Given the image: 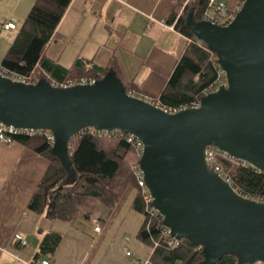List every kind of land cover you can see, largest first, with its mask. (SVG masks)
I'll return each mask as SVG.
<instances>
[{"label":"water","instance_id":"water-1","mask_svg":"<svg viewBox=\"0 0 264 264\" xmlns=\"http://www.w3.org/2000/svg\"><path fill=\"white\" fill-rule=\"evenodd\" d=\"M189 26L219 52L227 86L199 107L168 112L128 93L108 73L95 84L26 83L0 73V121L50 130L52 151L74 172L68 142L80 130H123L145 143L140 161L176 239L204 246L202 264L232 253L239 264L264 263V202L244 197L205 159L214 145L264 170V0H244L227 25L191 15Z\"/></svg>","mask_w":264,"mask_h":264},{"label":"crops","instance_id":"crops-1","mask_svg":"<svg viewBox=\"0 0 264 264\" xmlns=\"http://www.w3.org/2000/svg\"><path fill=\"white\" fill-rule=\"evenodd\" d=\"M35 1L0 0V61L17 32L6 30L4 23L16 19L18 28ZM177 1L72 0L47 48V57L64 67L83 57L93 61L90 65H114L133 91L159 96L191 42L168 22ZM220 1L236 9L242 0ZM66 56L75 57L74 62H65ZM50 162L20 141L0 142V264L45 259L51 264L148 263L154 249L139 236L145 216L134 207V186L126 189L114 207L85 196L81 212L71 222L29 209ZM93 219L102 224L100 232L95 231ZM49 232L62 236L52 255L41 252Z\"/></svg>","mask_w":264,"mask_h":264},{"label":"trees","instance_id":"trees-1","mask_svg":"<svg viewBox=\"0 0 264 264\" xmlns=\"http://www.w3.org/2000/svg\"><path fill=\"white\" fill-rule=\"evenodd\" d=\"M71 2L36 0L26 19L16 27L12 45L0 61V71L30 77L32 82L45 80L59 84L81 76H98L102 80L111 72L128 92L135 90L121 79L114 65H90L93 61L78 59L72 66L64 67L47 57V48ZM208 6L209 0H178L169 17L168 22L188 36L191 42L159 95L160 101L168 107L181 110L191 107L194 101L201 105L207 96L205 91L210 94L227 86L226 73L219 63V52L211 48L209 42L199 39L188 24L189 15L195 22L202 21ZM98 131L87 127L70 138L68 152L73 173L52 151L53 144L45 134L15 136L17 141L51 161L29 203V209L45 213L50 219L71 222L81 212L85 196L96 197L109 207H114L126 189L134 186L137 188L134 207L145 216L139 236L154 249L146 264H202V244L184 236L177 239L176 247H169L168 241L174 236H165V230L169 227L165 224L164 215H152L147 210L134 173V166L140 162V158L134 144L128 141L129 133L119 129L102 134ZM219 163L237 193L264 202V170L248 161L242 164V161L220 158ZM85 216H89V213ZM61 239V234L57 232L47 233L41 244V252L52 255ZM154 241L158 242V246L154 247ZM215 264H239V258L236 254L228 253Z\"/></svg>","mask_w":264,"mask_h":264},{"label":"built area","instance_id":"built-area-1","mask_svg":"<svg viewBox=\"0 0 264 264\" xmlns=\"http://www.w3.org/2000/svg\"><path fill=\"white\" fill-rule=\"evenodd\" d=\"M239 10H240V5H238V7L236 9H231L228 7V5L221 2L220 0H209V6H208V9L206 10V12L204 14L203 20L210 21L213 24L226 25L228 21L230 22V21H232V19H234V17L236 16V14ZM16 22H17L16 19H12V20L4 23L3 27L6 30H14V29H16ZM172 27H174V25ZM0 73H2L4 76L10 77L14 80L31 82L30 77L18 75V74H15L13 72L7 74V73L0 71ZM98 81H100V78L98 76H81L79 78H72L65 83L59 84V83L54 81L51 84L54 86L68 87V86H73V85H77V84H83V85L95 84ZM128 93L134 97H139V98L144 99L150 103H153L165 111H168V112L178 111L177 109H174L172 107H168L165 104H163L160 101L159 96H154V95L144 94V93H137L135 91H131ZM205 95H209V91H205ZM199 106H200V104L198 102L194 101V102H192L191 107H188V108H197ZM98 132H99V134H102L104 132H107V130H99ZM19 134H26V135H30V136L35 135V134H45L49 142L54 144V141H55V136L50 130H45V129H41V128L34 129V128H27V127H16L14 125H7L4 122L0 121V142L5 143V144H12V143L17 141L15 136L19 135ZM128 141L130 143L134 144L135 149H136L138 156L140 158V161H141L143 154H144V147H145L144 141L139 136L132 134V133H129ZM220 158H225V159H230V160H238V162L242 161V164H246V162H247L244 159H239V158L236 159V157L234 155L230 154L228 151L221 150L220 148H218L214 145H208L206 147L205 159H206V162L208 163L209 168H211L213 171L218 173L223 179H225L228 182H229V179H228L227 175L225 174V172L223 171L222 166L219 163ZM134 173H135L136 181H137V185H138L137 187L141 191V195L144 199L147 210L152 215H156V214L160 213V211L157 208H155L152 204L153 203V196H152L151 191L148 187V183L145 179L144 169L142 168L140 162L134 166ZM92 224L94 226L95 231H98V232L101 231L102 224L99 222L98 219H93ZM170 235H173V234H172V231L170 230V228H168L165 230V236L169 237ZM21 241H22V244H27V242L25 240L22 239ZM155 246H158V242H156V241H154V247ZM168 246L172 247V248L177 246V239L175 236L173 239H170L168 241ZM128 254H130V252H128ZM28 264H51V261L48 259H45V260H42L40 263L30 262ZM256 264H264V263L263 262H257Z\"/></svg>","mask_w":264,"mask_h":264},{"label":"rangeland","instance_id":"rangeland-1","mask_svg":"<svg viewBox=\"0 0 264 264\" xmlns=\"http://www.w3.org/2000/svg\"><path fill=\"white\" fill-rule=\"evenodd\" d=\"M188 1V0H187ZM80 34H81V32H79L78 34H77V37L78 36H80ZM11 37V36H10ZM76 37V38H77ZM75 40H77V39H75ZM98 48V47H97ZM66 50H70V48H67ZM76 51H80V49H76ZM97 52V51H96ZM95 52V53H96ZM77 58H79V57H77ZM68 59H69V64H72L73 62H74V60H75V57H73V58H68V56H66V57H64V61L66 62V61H68ZM81 59H84V60H89V59H87V58H85V57H83V58H81ZM67 67H70V65H68ZM38 82V81H37ZM37 82H26V83H37Z\"/></svg>","mask_w":264,"mask_h":264}]
</instances>
